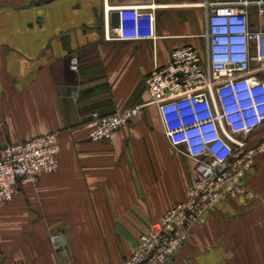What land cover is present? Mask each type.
<instances>
[{
  "label": "crops",
  "instance_id": "crops-1",
  "mask_svg": "<svg viewBox=\"0 0 264 264\" xmlns=\"http://www.w3.org/2000/svg\"><path fill=\"white\" fill-rule=\"evenodd\" d=\"M42 1L0 0V147L56 131L60 144L56 170L0 204L2 264H120L154 221L185 200L193 169L169 145L144 77L174 49L191 46L204 55L201 4L232 0ZM130 6L153 14L155 43L105 37L106 7L111 21ZM132 107L138 117L110 139H88L92 113ZM243 186L202 213L164 264H264V153Z\"/></svg>",
  "mask_w": 264,
  "mask_h": 264
},
{
  "label": "built area",
  "instance_id": "built-area-1",
  "mask_svg": "<svg viewBox=\"0 0 264 264\" xmlns=\"http://www.w3.org/2000/svg\"><path fill=\"white\" fill-rule=\"evenodd\" d=\"M201 6L205 54L191 46L174 49L165 65L144 77L149 102L158 109L169 145L193 162L186 198L154 221L120 264L171 261L202 213L244 191L247 171L264 153V134L255 146L246 148L248 138L264 127V0ZM146 8H121L114 28L106 7L105 37L155 43V18ZM69 67L78 70L76 57L70 58ZM78 97L74 90L71 98ZM138 115L136 107L109 116L92 113L87 137L92 142L108 140ZM59 152L57 131L0 147V204L8 203L19 187L53 173ZM51 240L55 244L59 237Z\"/></svg>",
  "mask_w": 264,
  "mask_h": 264
},
{
  "label": "water",
  "instance_id": "water-1",
  "mask_svg": "<svg viewBox=\"0 0 264 264\" xmlns=\"http://www.w3.org/2000/svg\"><path fill=\"white\" fill-rule=\"evenodd\" d=\"M48 1H50V0H44L42 2L45 3ZM111 24H112V27H114V28L117 27V25H118V13H115L111 16Z\"/></svg>",
  "mask_w": 264,
  "mask_h": 264
},
{
  "label": "rangeland",
  "instance_id": "rangeland-1",
  "mask_svg": "<svg viewBox=\"0 0 264 264\" xmlns=\"http://www.w3.org/2000/svg\"><path fill=\"white\" fill-rule=\"evenodd\" d=\"M262 133V131L259 133V132H257L256 134H254L253 136H251V137H257V136H259V134H261Z\"/></svg>",
  "mask_w": 264,
  "mask_h": 264
}]
</instances>
